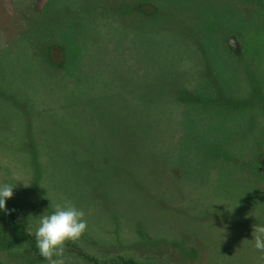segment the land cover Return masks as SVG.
Wrapping results in <instances>:
<instances>
[{
    "label": "trees",
    "instance_id": "1",
    "mask_svg": "<svg viewBox=\"0 0 264 264\" xmlns=\"http://www.w3.org/2000/svg\"><path fill=\"white\" fill-rule=\"evenodd\" d=\"M247 1L21 0L0 11V147L25 151L35 199L42 178L62 179L58 193L142 234L123 245L137 255L112 260L74 246L92 264H238V248L254 253L253 226L264 225L252 171L264 156V76L235 98L212 65L224 56L218 19L248 17L238 6ZM218 232L234 259L220 253ZM30 233L21 214L0 210V243L28 244L44 260ZM197 242L214 247L208 260L196 259Z\"/></svg>",
    "mask_w": 264,
    "mask_h": 264
},
{
    "label": "rangeland",
    "instance_id": "2",
    "mask_svg": "<svg viewBox=\"0 0 264 264\" xmlns=\"http://www.w3.org/2000/svg\"><path fill=\"white\" fill-rule=\"evenodd\" d=\"M15 1L21 0H0V11H4L8 3ZM34 5V2H32L29 6V10H32ZM238 6L241 10L245 9V13L248 17L243 14V17L230 15L226 16V18L218 19L219 22L215 25L214 29H224L226 36L221 39L220 43L215 44L219 46L220 52L224 56L218 57L214 64L212 62L215 71L221 76L222 85L225 87L231 86V95H234L235 98H239V96L246 94V89L248 87V83H246L247 79L251 81L249 84L256 88L257 85L262 83H254L255 78L258 77V75L264 76V0H248L245 3L238 2ZM243 18L245 20H243ZM212 33L211 31L207 33L206 37L208 40L215 35ZM230 37H235L237 39L240 45V51L238 53H235L229 45ZM224 59L229 60L225 62ZM224 82L227 85H224ZM220 130L221 129L218 128V131ZM259 130L264 132V127ZM15 147V144L8 145L5 149L0 147V184L8 183L14 186L13 197L6 200V209L14 210L21 214L24 219V226L29 232L34 234L35 229L38 227L40 216L51 214L55 204L62 203L65 199L72 201L77 208L82 209L86 214L87 230L78 241L75 243L68 242L66 244L64 254L65 264H92L87 257L79 254L77 248L75 249L74 246L79 247L85 253L98 256L101 260H112L118 253L137 255L132 252L134 251L133 248L130 249L123 246L126 243H134V241L139 239L142 235L140 232H135L130 226L129 223L131 220H129L127 224L126 220H123V216H119L116 221H112L109 220L103 212H101V214L104 216H98L92 207H87V203L89 202H86L85 206V204L80 203L75 197H68L63 190H60V193H58L57 191H59V189L57 184H59V181H62V179H58V182L49 183L48 178H42L40 189L44 196L42 199L40 198V200L35 199L37 196L34 195L30 187L29 176L27 174V169H29L30 166L29 164H25V160H28L27 154L25 151L15 150ZM19 158L24 159L21 164L19 163ZM38 159L41 163L40 167L46 171L45 173L53 170L47 165V162H45V157L42 153H38ZM259 166H261V163L259 160H256L253 163L252 171L258 184L264 188V172L258 170ZM31 168L34 167L31 166ZM13 174L26 184H29V186L25 187L22 181L18 182L16 179H13ZM66 184L68 183L66 182ZM85 187L87 190L90 189V186L86 185ZM80 188L81 186L77 189ZM78 195L83 196L80 192ZM93 215L97 218H94ZM118 215H120V213ZM197 220L199 221L200 218L198 217ZM155 228L159 230L160 226H156ZM210 232L212 231H209V233ZM132 233H134L132 236H127ZM151 233L154 234L153 231H151ZM181 233L186 235L184 232ZM221 233L222 232H218V234L215 235L214 241L218 242L217 246L220 253L234 259L235 251L232 250L231 246L227 247L223 244L221 241ZM200 234V229H196V231H191L190 235L186 237L192 238ZM247 234L249 235V232ZM250 236L253 237L252 234ZM253 239L254 237L250 241L251 248L254 251L253 254L249 253L242 256L243 250L241 248L236 250L238 256L236 262L238 264H243L238 261L240 258H245L246 261H248L249 258L264 260V257L259 255V251L255 249ZM194 246L204 251L202 252V256H198L196 259L208 260L212 255L211 250L214 252V247L210 249L206 243L197 242ZM152 249V253H156L155 255L157 259H159L157 263L166 261L164 259L165 254H161L156 246H152ZM139 253L143 254L142 252ZM191 258V260H195L194 256H191ZM0 264H48V262L46 260H39L35 257L28 244L10 248L0 243ZM252 264H254V261Z\"/></svg>",
    "mask_w": 264,
    "mask_h": 264
},
{
    "label": "clouds",
    "instance_id": "3",
    "mask_svg": "<svg viewBox=\"0 0 264 264\" xmlns=\"http://www.w3.org/2000/svg\"><path fill=\"white\" fill-rule=\"evenodd\" d=\"M12 178L18 182L22 181L15 174ZM23 183L25 187L29 186ZM13 189L12 184H0V210L7 211L6 200L13 197ZM85 215L82 209L65 199L62 203L55 204L51 214L40 216L38 227L34 232L35 246L39 255L48 264H65L66 244L75 243L87 230ZM252 235L255 249L264 252V225H254Z\"/></svg>",
    "mask_w": 264,
    "mask_h": 264
},
{
    "label": "water",
    "instance_id": "4",
    "mask_svg": "<svg viewBox=\"0 0 264 264\" xmlns=\"http://www.w3.org/2000/svg\"><path fill=\"white\" fill-rule=\"evenodd\" d=\"M229 45L231 46V48L235 53H238L240 51V45L235 37H230ZM261 163H262V169L264 171V157L262 158Z\"/></svg>",
    "mask_w": 264,
    "mask_h": 264
}]
</instances>
